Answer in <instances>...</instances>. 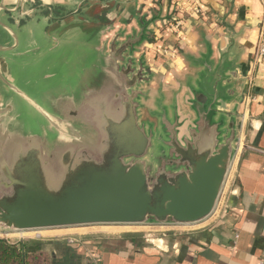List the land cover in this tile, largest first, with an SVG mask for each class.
Wrapping results in <instances>:
<instances>
[{
    "label": "water",
    "instance_id": "95a60500",
    "mask_svg": "<svg viewBox=\"0 0 264 264\" xmlns=\"http://www.w3.org/2000/svg\"><path fill=\"white\" fill-rule=\"evenodd\" d=\"M147 36L82 28L46 42L0 20V232L212 216L237 147L239 76L201 62L167 96L139 55Z\"/></svg>",
    "mask_w": 264,
    "mask_h": 264
},
{
    "label": "crops",
    "instance_id": "0c3cea01",
    "mask_svg": "<svg viewBox=\"0 0 264 264\" xmlns=\"http://www.w3.org/2000/svg\"><path fill=\"white\" fill-rule=\"evenodd\" d=\"M4 7L0 20L13 31L38 30L46 42L66 41L82 28L107 38L145 27L139 55L150 86L167 96L182 84L185 94L204 70L201 62L239 76L237 147L212 216L169 227L174 231L157 241L123 234L69 246L80 256L74 264H264V59L256 55L264 0H5ZM194 7L204 14H194ZM89 11L104 19L86 17ZM176 21L181 27L170 30ZM66 247L54 249V257H64Z\"/></svg>",
    "mask_w": 264,
    "mask_h": 264
},
{
    "label": "rangeland",
    "instance_id": "374dc122",
    "mask_svg": "<svg viewBox=\"0 0 264 264\" xmlns=\"http://www.w3.org/2000/svg\"><path fill=\"white\" fill-rule=\"evenodd\" d=\"M112 227L118 226H95L59 229L51 231H41V234H36L39 231L9 234L0 232V239H3L12 244L23 240L40 241L46 244L48 249H55V251H57L56 249L61 250L67 246V241L65 240L67 238L77 240V242H79V244L82 246L89 241L100 240L106 237H113L114 235L123 236V234H136L144 240L157 241L163 238V236H167L171 231H174L171 228L165 226H146L147 228H124V226H119L120 228ZM78 246L79 245L76 244L75 247Z\"/></svg>",
    "mask_w": 264,
    "mask_h": 264
},
{
    "label": "trees",
    "instance_id": "16d2710c",
    "mask_svg": "<svg viewBox=\"0 0 264 264\" xmlns=\"http://www.w3.org/2000/svg\"><path fill=\"white\" fill-rule=\"evenodd\" d=\"M69 246L67 244L64 257L58 258L40 241L23 240L12 244L0 239V264H74L79 254H71Z\"/></svg>",
    "mask_w": 264,
    "mask_h": 264
},
{
    "label": "built area",
    "instance_id": "2783aa9c",
    "mask_svg": "<svg viewBox=\"0 0 264 264\" xmlns=\"http://www.w3.org/2000/svg\"><path fill=\"white\" fill-rule=\"evenodd\" d=\"M193 13L194 14H201L203 15L204 12L201 11L198 7H194L192 9ZM181 21H176L173 25L170 26V30H178L180 27H181ZM165 55H167L166 52H164ZM173 54V53H172ZM169 55H170V52H169ZM256 55L258 57H261L264 59V16L260 22V29H259V33H258V40H257V47H256ZM173 57V55H172ZM147 228V227H150V226H124V228ZM42 232L39 231L37 232L36 234H41ZM67 241V244L70 245V246H73V245H76V244H79V242H77V240L75 239H72V238H67L65 239ZM80 245V244H79Z\"/></svg>",
    "mask_w": 264,
    "mask_h": 264
},
{
    "label": "flooded vegetation",
    "instance_id": "af4514ba",
    "mask_svg": "<svg viewBox=\"0 0 264 264\" xmlns=\"http://www.w3.org/2000/svg\"><path fill=\"white\" fill-rule=\"evenodd\" d=\"M105 1H107V0H101V2H105ZM82 9V8H81ZM81 9H79L78 11H77V14H81L82 12H81ZM100 14H102L101 12H100ZM100 14H98V13H94V12H90L89 11V13H86V17H88V18H92V19H95V20H103L104 19V17L102 18H100L99 17V15ZM160 20V22H162V23H166V21H169V14L167 15V16H165V17H162V18H160L159 19Z\"/></svg>",
    "mask_w": 264,
    "mask_h": 264
}]
</instances>
